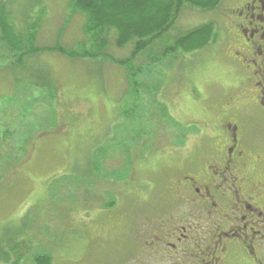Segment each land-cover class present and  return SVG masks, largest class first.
Masks as SVG:
<instances>
[{
    "label": "rangeland",
    "instance_id": "1",
    "mask_svg": "<svg viewBox=\"0 0 264 264\" xmlns=\"http://www.w3.org/2000/svg\"><path fill=\"white\" fill-rule=\"evenodd\" d=\"M0 1L21 33H34L27 23L37 30V48L71 50L87 40L84 18L73 15L69 0ZM241 1L222 0L209 13L185 9L162 44L206 23L216 26L218 41L179 60L153 64L150 55L137 58L134 68L148 70L139 78L135 104L125 70L110 61L100 68L41 53L27 56L23 68L16 63L21 57L0 42V248L9 238L21 244L19 253L32 248L19 264H36L34 254L51 256V264H127L129 259L149 264L141 246L154 238L157 216L169 214L167 194L185 163L206 159L205 132L212 138V130L221 128L219 109L238 95L236 48L228 29L230 11ZM109 44L105 53L115 60L133 51V46L118 49L112 36ZM163 106L172 122L161 113ZM132 110L129 120L124 113ZM138 124L153 137L147 141L155 152L142 159L134 154L130 172L128 163L122 170L125 184L110 185L109 169H121L124 155L114 160L103 151L118 153L124 133H136ZM94 150L102 151L96 165ZM106 193L117 198L112 211Z\"/></svg>",
    "mask_w": 264,
    "mask_h": 264
},
{
    "label": "flooded vegetation",
    "instance_id": "2",
    "mask_svg": "<svg viewBox=\"0 0 264 264\" xmlns=\"http://www.w3.org/2000/svg\"><path fill=\"white\" fill-rule=\"evenodd\" d=\"M230 13L238 95L205 132L206 159L185 163L167 194L171 210L141 246L149 264H264V0Z\"/></svg>",
    "mask_w": 264,
    "mask_h": 264
},
{
    "label": "trees",
    "instance_id": "3",
    "mask_svg": "<svg viewBox=\"0 0 264 264\" xmlns=\"http://www.w3.org/2000/svg\"><path fill=\"white\" fill-rule=\"evenodd\" d=\"M69 2L73 15H80L84 18L83 31L87 37V40L78 43L76 48L71 50H66L59 46L37 48L35 46L38 35L37 30L27 23V29L34 30V33L31 35L21 33L13 22L12 15L7 11L6 3L0 1L1 46H4V48L14 56L17 57L18 55L21 57L16 63L23 68H25L23 63L27 56L41 53H56L72 61L86 60L89 62H96L98 63L96 67H104L101 62L110 61L117 67L125 70L127 74L126 77L132 84V92L130 90L129 93L131 92L134 97L133 104L136 103L135 99H137L139 94L138 90L141 87L139 78L145 70H148V68H142L144 71L140 68H134L133 63L137 58L150 55V63L153 64L168 58L179 60L180 57H188L202 52L210 45L215 44L219 37L216 26L213 23H206L186 33H178L176 35L177 37H173V43L170 45H166L164 42V44H162V41L165 40L167 35H170L175 29L185 9L209 13L216 11L220 7L222 0H69ZM111 36L114 37V43L118 49L133 46V51L128 58L124 60H115L105 53L110 45L109 38ZM31 42L32 45L30 46ZM22 56L25 57L22 58ZM38 62L39 61H35L34 63ZM48 79L46 80L50 85L51 80L50 78ZM35 83L37 85L40 83L42 84V79H36ZM149 90H151V86ZM50 99H55V93L51 95ZM134 111L135 110L125 112L124 116L126 118L129 117L128 119L130 120V115H135ZM160 111L163 115H166L167 120L172 122L166 107H161ZM138 125L140 126H138L139 129L135 131L136 133H131L132 136L129 135L128 131H126V133L123 132L124 139L122 143L119 142V146H117L122 149H120L118 153L116 151V153H113L111 149H108V152L103 151V153L109 155V158L110 155H112V159L119 157L121 154L124 155L121 169L119 167L116 170V167L112 166L109 169V175L111 177H108V181L110 185L111 182H117L115 184H120L122 182L125 184V178L127 176L122 175V170L126 167V163H128L129 167L127 168L130 172L133 166L134 154L138 159H142L147 153L148 155H152L155 152L147 141L148 139L151 141L153 137L151 139L150 137H146L149 134L144 135V132L147 131L145 126L143 129V125ZM140 129L141 131H139ZM143 139H145L147 143H145ZM124 141L129 142V145ZM181 141H183V139H181ZM128 146H130L129 149H127ZM100 152L102 151L94 150L92 152L97 153L91 158L93 165H96V162L100 160L98 156ZM107 155L103 163L109 160ZM105 168H108V166H105ZM118 172L120 174H117ZM98 182L106 183V181L102 180ZM106 194L111 196V202L106 208L112 211L117 208V198L112 193ZM19 237L20 236H18V238ZM10 241L11 239L9 238L0 248V264H19V260L22 259V257L27 258L30 254L32 248L23 247L24 243H22L23 250L27 253H19L21 244L19 246L17 243H12L14 241ZM33 259L36 264H51V256L49 255L34 254Z\"/></svg>",
    "mask_w": 264,
    "mask_h": 264
}]
</instances>
